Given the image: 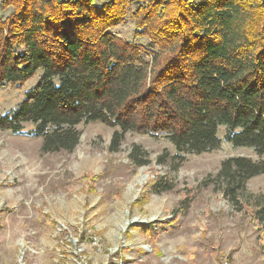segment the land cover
<instances>
[{"label":"trees","instance_id":"1","mask_svg":"<svg viewBox=\"0 0 264 264\" xmlns=\"http://www.w3.org/2000/svg\"><path fill=\"white\" fill-rule=\"evenodd\" d=\"M0 9L10 11L0 17V88L21 87L40 71L17 107L0 113V131L41 138L43 154L72 153L77 127L100 123L114 129L111 152L129 132L162 136L177 164L222 141L251 149L258 161L226 159L216 178L241 209L239 191L264 175V0H0ZM127 19L132 41L113 32ZM141 154L132 147L134 169L148 163ZM146 184L156 194L173 189L166 177ZM255 209L264 237V194Z\"/></svg>","mask_w":264,"mask_h":264},{"label":"rangeland","instance_id":"2","mask_svg":"<svg viewBox=\"0 0 264 264\" xmlns=\"http://www.w3.org/2000/svg\"><path fill=\"white\" fill-rule=\"evenodd\" d=\"M9 12L0 9V17ZM133 30L127 19L113 32L132 41ZM39 75L21 87L0 88V113L15 109ZM77 129L79 144L72 153L47 154L40 151L41 138L0 131V264H18L23 240L37 251L26 264H118L120 257L126 258L122 264H220L225 259L231 264H264V237L252 218L264 194V175L247 180L238 193V210L216 182L226 159L258 161L251 149H234L222 141L214 153L186 156L177 164L173 147L162 136L129 132L118 151L111 152L114 129L100 123ZM30 130L25 124V131ZM224 130L219 128V138ZM133 146L141 148L148 162L136 169L129 159ZM156 177H166L173 189L150 192L146 183ZM183 202L188 207L178 213ZM168 214L171 224L165 230L145 233L142 226L147 224L137 223ZM58 223L72 237L80 235L82 253H73L64 236L55 237ZM144 245L149 252L139 248Z\"/></svg>","mask_w":264,"mask_h":264},{"label":"built area","instance_id":"3","mask_svg":"<svg viewBox=\"0 0 264 264\" xmlns=\"http://www.w3.org/2000/svg\"><path fill=\"white\" fill-rule=\"evenodd\" d=\"M160 165H157L156 168L157 170H160ZM155 176H151V178H154ZM172 217V215L168 214V215H163V216H157L155 217L154 219H151L150 221H148V223H145L146 221H143V220H139L137 219V223L138 225H144V224H147V225H151L153 226V229H156L155 228V223L156 222H164V221H168L170 220V218ZM131 223H133L131 221ZM55 237H61V236H64V240L68 243V248H72V252L73 253H82L83 252V243L80 241V235L78 237H72V233L70 234L69 230L61 223H58V226L55 230ZM124 245L123 247H125V245H127L126 241H123ZM94 244H97V241H95ZM263 245H264V242H263ZM140 249H142V252L143 253H147V252H144L146 251L147 247L146 245L144 246H139ZM148 251V250H147ZM149 252V251H148ZM34 254H37V251L36 249L33 247V245L28 242L27 240H23V242H21L19 244V254H18V258H17V262L18 264H26L27 263V259L34 255ZM126 258L123 259V257H120L119 258V263L118 264H122L123 262H125ZM142 259H140L141 261ZM221 264H227V262L224 260L222 261Z\"/></svg>","mask_w":264,"mask_h":264},{"label":"bare ground","instance_id":"4","mask_svg":"<svg viewBox=\"0 0 264 264\" xmlns=\"http://www.w3.org/2000/svg\"><path fill=\"white\" fill-rule=\"evenodd\" d=\"M140 182V181H139Z\"/></svg>","mask_w":264,"mask_h":264}]
</instances>
